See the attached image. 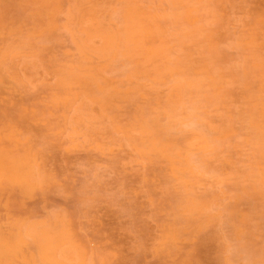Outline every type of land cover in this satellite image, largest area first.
Segmentation results:
<instances>
[{
	"label": "rangeland",
	"instance_id": "1",
	"mask_svg": "<svg viewBox=\"0 0 264 264\" xmlns=\"http://www.w3.org/2000/svg\"><path fill=\"white\" fill-rule=\"evenodd\" d=\"M38 1L0 0V264H264V0Z\"/></svg>",
	"mask_w": 264,
	"mask_h": 264
},
{
	"label": "bare ground",
	"instance_id": "2",
	"mask_svg": "<svg viewBox=\"0 0 264 264\" xmlns=\"http://www.w3.org/2000/svg\"><path fill=\"white\" fill-rule=\"evenodd\" d=\"M38 1V0H37ZM144 1V0H143ZM39 2V1H38ZM138 2H140V1H138ZM148 5L149 4H151L150 2H147V0L145 1ZM114 3V2H113ZM143 3V2H142ZM206 3V2H205ZM205 3H204V6H205ZM31 4V3H30ZM120 4V3H119ZM122 4V3H121ZM144 4V3H143ZM147 4H145V5H147ZM202 4H203V2H202ZM152 5V4H151ZM207 5V4H206ZM121 6V5H120ZM29 7V6H28ZM140 7H142V6H140ZM7 8V7H6ZM44 8V7H43ZM48 8V7H47ZM152 8H153V6H152ZM2 9V8H1ZM45 9V8H44ZM128 9V8H127ZM170 9V8H169ZM179 9V8H178ZM201 9V8H200ZM199 9V10H200ZM2 10H4V9H2ZM30 10H32V8H30ZM19 11V10H18ZM26 11H28L27 9H26ZM146 11V10H145ZM20 12V11H19ZM41 12H43V11H41ZM63 12H65V11H63ZM199 13V12H198ZM60 14H61V12H60ZM97 14V13H96ZM117 14V13H116ZM129 16V19H130V27L128 28V36L126 37V38H129V42L130 43H128V41H126L127 42V44H134V45H136V47H143L144 46V44H143V42H146L145 40H144V38H145V36H146V34L148 33V31H147V27L145 28L144 27V23L142 24V21L144 20L143 18L145 17L144 15H145V13H143V12H140L139 10H137V9H132L131 10V12L128 14ZM151 15V14H150ZM6 16V15H5ZM14 15H12V16H9V18H12ZM54 16H55V14H54ZM58 16H60V15H58ZM17 17V16H16ZM22 17H23V15H22ZM31 17V16H30ZM45 17L43 16V19H44ZM126 18V17H125ZM151 18V17H150ZM198 18V17H197ZM25 19H26V17H25ZM34 19V18H33ZM46 19V18H45ZM143 19V20H142ZM21 20V19H20ZM26 20H28V18L26 19ZM126 20V19H125ZM124 20V21H125ZM198 20V19H197ZM4 21H6L7 22V20H4ZM29 21V20H28ZM34 21H36V20H34ZM54 21V20H53ZM121 21V20H120ZM119 21V22H120ZM145 21V20H144ZM38 22V21H37ZM200 22V21H199ZM40 23V22H39ZM127 23V21H125V24ZM160 23V22H159ZM196 23H198V22H196ZM29 24H30V22H29ZM123 24V23H122ZM161 24H162V22H161ZM203 24V23H202ZM14 25H16V23H14ZM149 25V24H148ZM43 26V25H42ZM59 26V25H58ZM174 26V25H173ZM38 27V26H37ZM112 27V26H111ZM153 27V26H152ZM6 28V27H5ZM170 28V27H169ZM6 29H8V28H6ZM75 29V28H74ZM151 29V27L149 28V30ZM127 30V29H126ZM23 35V34H22ZM106 35V34H105ZM148 35V34H147ZM197 35V34H196ZM155 36V35H154ZM165 36V35H164ZM45 37H46V34H45ZM121 37V36H120ZM193 37V36H192ZM110 38H112V37H110ZM110 38H109V40H110ZM123 38V37H122ZM150 38V37H149ZM151 38H153L152 36H151ZM191 38V37H190ZM45 39V38H44ZM104 39H105V36H104ZM107 39V38H106ZM124 39V38H123ZM174 39V38H173ZM0 40H2V39H0ZM46 40V39H45ZM108 40V39H107ZM4 41H5V39H4ZM7 41H8V37H7ZM106 41V40H105ZM120 41V40H119ZM2 42V41H1ZM112 42V41H111ZM108 43V42H107ZM45 44V43H44ZM132 44H131V46H132ZM146 44H148L147 42H146ZM204 44V43H203ZM110 45H112V44H110ZM133 45V46H134ZM149 45H151L150 43H149ZM119 46H121L120 45V43H119ZM129 46V45H128ZM146 46V45H145ZM154 46V45H153ZM135 47V46H134ZM135 47V48H136ZM149 47V49H150V46H148ZM155 47V46H154ZM122 48V47H121ZM133 48V47H132ZM123 49V48H122ZM137 49V48H136ZM120 50V49H119ZM131 50H133V49H131L130 48V51ZM151 50H152V47H151ZM165 50V49H164ZM46 51V50H45ZM136 52V51H135ZM160 52H162V50H160ZM163 52H166V50L165 51H163ZM74 54H76V53H74ZM133 53L131 52V54L129 53V55H132ZM143 54H145V51H144V53ZM137 55H138V53H137ZM249 55V54H248ZM139 57V56H138ZM141 58H142V56H140ZM140 57H139V60H141L140 59ZM144 57V56H143ZM145 57H146V55H145ZM118 58H119V56H118ZM117 58V59H118ZM123 59V58H122ZM143 60H144V58H143ZM142 60V61H143ZM146 60V59H145ZM144 60V61H145ZM153 60V59H152ZM206 60V59H205ZM126 61V60H125ZM210 63V62H209ZM90 64V63H89ZM94 64V63H93ZM112 64V63H111ZM127 64V63H126ZM86 65V64H85ZM14 69V68H13ZM12 68H11V70H13ZM110 70H111V68H110ZM1 72V71H0ZM105 72V71H104ZM128 72V71H127ZM124 73V72H123ZM126 73V72H125ZM106 75V74H105ZM115 75H117V74H115ZM122 76V75H121ZM118 77V76H117ZM170 81V80H169ZM168 81V82H169ZM147 82V81H146ZM240 82H241V80H240ZM230 83V82H229ZM151 84V83H150ZM183 92H185V90L183 91ZM193 93V92H192ZM208 93V92H207ZM263 93V92H262ZM96 94V93H95ZM160 97V96H159ZM117 98V97H116ZM135 100V99H134ZM138 100V99H137ZM185 100V99H184ZM253 100V99H252ZM132 101V100H131ZM186 101V100H185ZM133 102V101H132ZM197 103V102H196ZM126 104H127V102H126ZM186 104V103H185ZM189 105H191L192 106V104L191 103H189ZM210 105V104H209ZM250 105V104H249ZM131 105H129V107H130ZM188 107V106H187ZM186 108V107H185ZM188 109H190V106L188 107ZM243 109V108H242ZM254 109V108H253ZM126 111H127V109H125ZM113 111V110H112ZM111 111V112H112ZM131 111H132V109H131ZM144 112V111H143ZM145 112H146V109H145ZM115 113V112H114ZM121 113V112H120ZM144 115V114H143ZM122 117V116H121ZM115 119V118H114ZM195 119V118H194ZM225 119V118H224ZM164 120V119H163ZM148 122H150V121H148ZM190 123H192V121H190ZM54 124V123H53ZM195 124V123H194ZM189 125V124H188ZM198 125V124H197ZM47 126H49V125H47ZM192 126V125H191ZM203 126V125H202ZM198 127H199V125H198ZM197 127V128H198ZM201 127V126H200ZM188 128V127H187ZM192 128H193V126H192ZM53 129H54V127H53ZM251 129V128H250ZM43 131V130H42ZM213 134V133H212ZM208 135H210V134H208ZM53 138V137H52ZM255 138V137H254ZM208 139V138H207ZM178 140V139H177ZM54 141V140H53ZM135 141V140H134ZM7 143V142H6ZM156 143L157 142H155V144H154V146H156ZM25 145V144H24ZM31 152V151H30ZM170 154V153H169ZM211 155V154H210ZM232 158V157H231ZM182 159V158H181ZM191 159H192V157H191ZM190 159V160H191ZM197 159V158H196ZM193 162H195L194 160V157H193ZM192 160H191V162H192ZM206 161V160H205ZM155 162V161H154ZM157 162V161H156ZM190 162V161H189ZM159 163V162H158ZM176 163V162H175ZM174 163V164H175ZM195 163H197V162H195ZM211 163V162H210ZM166 164H168V162L166 163ZM180 164V163H179ZM193 164V163H192ZM198 164V163H197ZM165 165V164H164ZM177 165V164H176ZM196 165V164H195ZM212 165V164H211ZM156 166V165H155ZM184 166H186V165H184ZM202 167H203V165H201ZM205 167V166H204ZM207 167H209V165L207 166ZM197 168V167H196ZM199 168H201L200 166H199ZM218 168H219V166H218ZM163 169V168H162ZM227 169V168H226ZM248 169V168H247ZM155 170V169H154ZM213 170V169H212ZM211 170V171H212ZM233 170V169H232ZM239 170H241V169H239ZM156 171V170H155ZM154 171V173H156ZM163 171V170H162ZM200 171V170H199ZM210 171V170H209ZM245 171V170H244ZM142 172V171H141ZM145 174H146V172H144ZM158 173H160V172H158ZM162 173V172H161ZM235 173V172H234ZM240 174H241V172H239ZM40 174V173H39ZM146 175H148V174H146ZM185 174H183V176H184ZM211 175V174H210ZM261 175V174H260ZM202 176V175H201ZM213 176H215V175H213ZM254 176V175H253ZM155 177H157V175L155 176ZM221 177H223V175L221 176ZM157 178H160V177H157ZM222 179V178H221ZM36 180V179H35ZM136 180V179H135ZM163 180V179H162ZM199 180V179H198ZM197 180V181H198ZM232 180V179H231ZM236 180V179H235ZM234 180V181H235ZM164 181V180H163ZM172 181V180H171ZM171 181H168V182H171ZM174 181V180H173ZM162 182V181H161ZM149 183V182H148ZM165 183H166V181H165ZM173 183V182H172ZM159 184V183H158ZM167 184V183H166ZM204 184V183H203ZM169 185H170V183H169ZM206 185V184H205ZM162 186H164L163 184H162ZM192 186V185H191ZM148 187V186H147ZM152 187V186H151ZM192 188H194V187H192ZM166 189V188H165ZM225 189V188H224ZM235 189V188H234ZM206 190V189H205ZM236 190V189H235ZM237 191V190H236ZM174 192V191H173ZM172 192V193H173ZM232 192H234V191H232ZM170 193V192H169ZM211 193V192H210ZM209 193V194H210ZM236 193V192H235ZM206 194V193H205ZM178 196V195H177ZM177 196H174L175 198L177 197ZM160 198H163V196L162 197H160ZM178 199V198H177ZM201 199H202V197H201ZM165 200V199H164ZM164 200H163V202H164ZM172 201V200H171ZM175 202H176V200H175ZM242 202H244V200L242 201ZM241 202V203H242ZM246 202H251V201H246ZM246 202H244V203H246ZM173 204V203H172ZM250 204V203H249ZM14 205V204H13ZM155 205V204H154ZM243 205H246V204H243ZM258 205V204H257ZM156 207V206H155ZM154 207V208H155ZM168 207V206H167ZM18 208V207H17ZM166 208V207H165ZM164 208V209H165ZM156 209V208H155ZM212 209V208H211ZM261 210V209H260ZM152 211V210H151ZM224 214V213H223ZM156 216H157V214H156ZM222 216V215H221ZM152 217V216H151ZM203 217V216H202ZM225 218V217H224ZM2 219H3V217H2ZM162 219H164V216H163V218ZM161 219V220H162ZM203 219V218H202ZM227 219V218H226ZM233 219V218H232ZM165 220V219H164ZM201 220V219H200ZM224 220V219H223ZM229 220V219H228ZM156 221V220H155ZM158 222V221H157ZM223 222V221H222ZM228 222V221H227ZM183 223V222H182ZM181 223V224H182ZM195 223V222H194ZM223 223H225V222H223ZM145 224V223H144ZM174 224H175V222H174ZM192 224V223H191ZM236 224V223H235ZM240 225V224H239ZM255 225V224H254ZM198 226V225H197ZM213 226V225H212ZM211 227V226H210ZM214 227V226H213ZM255 227V226H254ZM253 227V228H254ZM208 228H209V226H208ZM222 228H223V226H222ZM226 228V227H225ZM229 227H227L226 229H228ZM209 229H211V228H209ZM215 229V228H214ZM233 229V228H232ZM228 230H230V228L228 229ZM190 231H191V229H190ZM224 231V230H223ZM232 231V230H231ZM231 231H230V233H231ZM151 232V231H150ZM254 232V231H253ZM187 233V232H186ZM208 234H209V232H208ZM233 234V233H232ZM188 235V234H187ZM186 235V236H187ZM210 235V234H209ZM231 235V234H230ZM234 235H236V234H234ZM188 236H190V235H188ZM211 236V235H210ZM228 236H229V234H228ZM244 236V235H243ZM248 236V235H247ZM197 237V236H196ZM228 238V237H227ZM231 238V237H230ZM233 238H234V236H233ZM241 238V237H240ZM246 239H247V237H245ZM224 239V238H223ZM229 239V238H228ZM240 240H242V239H240ZM197 242V241H196ZM245 242V241H244ZM243 242V243H244ZM248 243V242H247ZM192 245V244H191ZM246 245V244H245ZM30 246H32V245H30ZM170 246V245H169ZM208 246V245H207ZM232 246V245H231ZM191 247V246H190ZM200 247V246H199ZM198 247V248H199ZM206 248V247H205ZM204 248V249H205ZM231 248V247H230ZM252 248V247H251ZM186 249V248H185ZM164 250V249H163ZM173 250V249H172ZM249 250V249H248ZM247 250V251H248ZM261 250V249H260ZM35 251V250H34ZM210 251V250H209ZM259 251V250H258ZM257 251V252H258ZM183 252V251H182ZM249 252H250V254H251V251L249 250ZM204 254V253H203ZM210 255H211V253H210ZM214 255V254H213ZM212 255V256H213ZM217 255V254H216ZM215 255V256H216ZM183 256H184V254H183ZM229 256H231L232 257V255H229ZM254 256H255V254H254ZM165 257V256H164ZM179 257V256H178ZM177 257V258H178ZM194 257V256H193ZM211 257V256H210ZM214 257V256H213ZM218 257H220V255L218 256ZM205 258V257H204ZM214 258H216V257H214ZM221 258V257H220ZM220 258H219V260H220ZM206 259V258H205ZM250 259H251V256H250ZM199 260V258L197 259V261ZM207 260V259H206ZM216 260H217V258H216ZM200 261V260H199ZM221 261V260H220ZM232 261V260H231ZM115 263V262H114ZM201 263V262H200ZM218 263V262H217ZM178 264V263H177ZM207 264V263H206ZM213 264V263H212ZM256 264H258V263H256Z\"/></svg>",
	"mask_w": 264,
	"mask_h": 264
}]
</instances>
